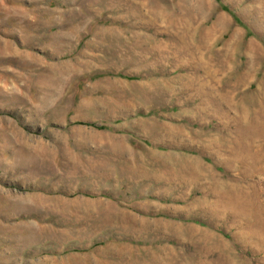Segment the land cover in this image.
<instances>
[{
  "label": "rangeland",
  "instance_id": "rangeland-1",
  "mask_svg": "<svg viewBox=\"0 0 264 264\" xmlns=\"http://www.w3.org/2000/svg\"><path fill=\"white\" fill-rule=\"evenodd\" d=\"M0 264H264V0H0Z\"/></svg>",
  "mask_w": 264,
  "mask_h": 264
}]
</instances>
